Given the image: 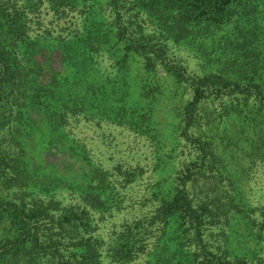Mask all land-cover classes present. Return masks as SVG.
I'll list each match as a JSON object with an SVG mask.
<instances>
[{
    "label": "rangeland",
    "instance_id": "obj_1",
    "mask_svg": "<svg viewBox=\"0 0 264 264\" xmlns=\"http://www.w3.org/2000/svg\"><path fill=\"white\" fill-rule=\"evenodd\" d=\"M4 2L13 17L3 28L12 38L8 42L23 92L18 100L0 101L1 150L14 168L24 167L14 160L31 161L36 177L34 187L25 191L32 195L22 196L24 190L2 176L1 167L0 196L48 202L37 217L40 231L58 242L56 251L31 264H152L170 243L161 199L183 189L185 204L201 217L200 232L213 256L236 263V256L249 254L251 264H264V162L237 144L243 125L231 110L232 98L195 100L190 80L205 73L198 48L173 44L143 14L124 10L118 21L108 0ZM124 32L166 45L167 61L189 79L176 82L152 54L130 55ZM87 34H95L91 44L100 46L93 67L111 81L128 76L142 109L128 121L132 125L114 122L108 110L98 115L77 110L49 129L45 112L81 81L65 52ZM32 62L35 68L28 73ZM242 103L243 112L262 114L254 97ZM24 110L30 113L31 135ZM183 228L182 254L188 264H208L209 258L198 255L189 226ZM16 264H27L26 259ZM170 264L179 263L174 259Z\"/></svg>",
    "mask_w": 264,
    "mask_h": 264
},
{
    "label": "trees",
    "instance_id": "obj_2",
    "mask_svg": "<svg viewBox=\"0 0 264 264\" xmlns=\"http://www.w3.org/2000/svg\"><path fill=\"white\" fill-rule=\"evenodd\" d=\"M74 2L76 0H68L67 3ZM5 5L4 0H0V101L12 96L18 100L22 95L19 92H23L19 88L22 74L20 70H16V57L8 42L11 37L7 36L3 28L12 23L13 17ZM108 5L118 21L123 17L124 10L135 15L143 14L148 23L155 26L159 34L166 36L173 44L198 48L196 51L204 60L205 73L190 80L195 100L208 97L232 98L231 110H234L235 119L243 125L237 132L236 142L250 151L253 159L264 162V0H108ZM122 38L129 41L125 47L130 55L138 52L152 54L176 82L182 83L189 79L180 66L167 61L166 45L152 40L138 41L127 32H124ZM103 39L106 38L103 36ZM95 41V34H87L85 40L74 44L70 47L71 50L65 52L81 81L67 90L64 100L59 104L55 101L45 112L49 129L54 125L60 126L58 119L69 118L77 110H93L96 115L100 113L99 110H108L110 113L107 115L114 122L119 124L124 120L123 124L132 125L128 121H133L136 110L142 109L141 99L134 100L131 93L128 76L120 78V81H111L110 78L100 76L93 67V56L100 52V46L91 44ZM31 67L28 73L35 68L33 62ZM30 77L33 80L35 78L33 75ZM30 84L33 81L27 80V85ZM145 96L146 94L143 98ZM251 97L260 102L258 111H262V114L249 115L243 112L245 104L242 101ZM25 107L38 109L37 104L31 103H27ZM24 112L27 114L24 123L27 130L30 113L28 110ZM28 131L31 135V129ZM66 147L73 149L72 146ZM14 161H21L24 167L11 166V160L5 158L0 143V171L2 168L5 171L2 176H9V181L14 186L24 190L22 196H30L32 193L25 191L34 187L32 183L36 177L31 161H26V158ZM184 191L186 189L180 193L175 192L171 198L167 196L161 199L160 214L171 229L168 238L170 243L164 244V255L159 253L152 258V264H170L174 259L179 264H188L186 255L182 254L186 247V238L182 236L184 225L189 226L198 255L204 254L210 259L208 264H251L249 254L244 257L236 256V263H230L210 253L201 233V217L190 204H185L184 195L186 197L187 194ZM188 202L191 203L189 200ZM45 203L48 202H26L25 199L17 202L0 196V224H3L0 264H16L18 259H26V263L31 264L37 256L53 252L51 249L54 250L58 242L51 236H45L46 230L40 231V219L37 218L43 215L41 210L46 209ZM61 226L62 223L59 228Z\"/></svg>",
    "mask_w": 264,
    "mask_h": 264
}]
</instances>
